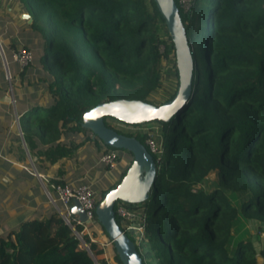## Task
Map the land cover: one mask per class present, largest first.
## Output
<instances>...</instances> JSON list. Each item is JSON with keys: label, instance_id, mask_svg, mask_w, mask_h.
Returning a JSON list of instances; mask_svg holds the SVG:
<instances>
[{"label": "trees", "instance_id": "obj_1", "mask_svg": "<svg viewBox=\"0 0 264 264\" xmlns=\"http://www.w3.org/2000/svg\"><path fill=\"white\" fill-rule=\"evenodd\" d=\"M16 1L30 18L22 47L35 52L18 69L15 84L10 73L17 147L37 169L70 157L82 142L75 141L77 134L91 133L80 125L85 110L118 98L152 103L148 96L160 85L163 58H171L177 77L173 46L153 0ZM197 1L185 12L178 8L194 61L186 103L168 121L127 124L145 130L115 129L138 139L156 166L149 198L138 204L144 237L135 247L143 264H257V255L264 264V248L248 239L229 246L238 218L264 224V0H205L200 13ZM146 139L160 152H151ZM104 146L101 153L120 150ZM130 162L99 190L97 201ZM214 172L213 187L204 188ZM239 192L245 196L237 206L229 195ZM82 239L93 256L104 253L86 234ZM108 248L109 261L91 258L54 210L0 235V264H120L111 243Z\"/></svg>", "mask_w": 264, "mask_h": 264}, {"label": "crops", "instance_id": "obj_2", "mask_svg": "<svg viewBox=\"0 0 264 264\" xmlns=\"http://www.w3.org/2000/svg\"><path fill=\"white\" fill-rule=\"evenodd\" d=\"M22 14H26V12L18 4V1L0 0V45L9 74V80H7L0 55V72L5 79L4 84L0 77V220L6 221L7 228L17 227L18 223L23 220L41 219L61 207L60 201L50 187L54 184L53 181L59 180L63 184L73 187L85 184L98 197L96 193L98 189H104L113 184L128 163L124 158H121L120 152L123 151H118L116 152L118 159L115 160V167L107 169L99 161L104 147L94 145L96 139L89 133L86 138L82 133H78L75 141H82L81 145L72 152L70 157L59 160L55 165L37 169L25 150L22 153L23 159L20 158L21 152L17 147L20 137L17 112L10 83L8 61L3 46L9 49L11 42L15 43V47L28 42L29 39L25 34L28 21L25 17H19ZM33 49H37L36 46ZM10 50L8 51L9 57ZM11 62L16 66L12 60ZM18 71L15 69L14 74H11L14 84L19 78ZM96 153L98 156L94 157ZM97 162L103 166L100 168L103 171L99 170L101 171L100 176L96 171L99 168ZM106 169L114 172L112 180H107L105 184L100 185V188H96ZM87 231L97 241L105 239L96 224ZM103 251L102 256L106 261H109V248L107 247Z\"/></svg>", "mask_w": 264, "mask_h": 264}, {"label": "water", "instance_id": "obj_3", "mask_svg": "<svg viewBox=\"0 0 264 264\" xmlns=\"http://www.w3.org/2000/svg\"><path fill=\"white\" fill-rule=\"evenodd\" d=\"M153 2L164 21L173 46L174 65L177 73V85L173 96L161 104L129 98L100 102L85 110L81 115L80 122L81 127L89 130L102 144L126 150L132 156L131 162L120 181L114 187L105 190L94 206L96 221L111 242L120 264L143 263L135 243L116 222L114 203L123 201L140 204L146 201L156 177V166L151 154L138 139L106 126L103 118H113L125 124H142L152 120L168 121L184 106L192 88L194 61L178 7L174 0H153ZM21 16L30 22L28 14ZM1 60L4 72L7 73L3 55H1ZM8 86L10 88V83ZM69 212L76 215L81 221L85 218L76 200H73Z\"/></svg>", "mask_w": 264, "mask_h": 264}, {"label": "built area", "instance_id": "obj_4", "mask_svg": "<svg viewBox=\"0 0 264 264\" xmlns=\"http://www.w3.org/2000/svg\"><path fill=\"white\" fill-rule=\"evenodd\" d=\"M191 0H177V7L187 11L190 7ZM162 47H159V52H162ZM0 55H3V51L0 45ZM4 58V55H3ZM10 58L16 63L18 69L21 70L27 66L32 60V54L30 50L24 47H15L10 50ZM164 60L170 62L168 66L170 68L172 65L171 58H163ZM5 61V60H4ZM5 78L9 80L8 71L5 73ZM146 143L149 150L153 153H159L160 150L156 147L151 139H146ZM116 153L113 151L102 152L99 161L107 168L113 169L115 167ZM52 191L56 194L58 200L61 203L60 208H56V212L60 215L64 223L71 229L75 237L81 242L82 247L87 251V253L94 259V256L89 249L88 244H86L82 235L86 234L91 242H94L100 246V249H106L111 243L108 238L97 241L92 238L91 234L87 231L93 227L96 223V218L94 215V206L97 202V198L94 195V191L85 184H79L77 186L61 185L54 183L50 185ZM48 194V192H47ZM50 197V196H49ZM73 200H76L84 213V220L81 221L74 214L69 212V207L73 204ZM114 213L119 220V227L122 231L131 239H134V243L138 242L144 237V215L138 204L126 203L123 201H116L114 203ZM75 224L81 225L82 229L80 232L75 230Z\"/></svg>", "mask_w": 264, "mask_h": 264}, {"label": "rangeland", "instance_id": "obj_5", "mask_svg": "<svg viewBox=\"0 0 264 264\" xmlns=\"http://www.w3.org/2000/svg\"><path fill=\"white\" fill-rule=\"evenodd\" d=\"M205 4H206L205 0H198L195 4V11L197 13H200ZM19 17H21V15ZM21 45L16 46V47H21ZM3 49H4V51L7 52V50L4 46H3ZM32 52H34V51H32ZM6 57H7V61H8V69H9L10 73L13 75L15 69H18V68H17V66H14V64L11 62L8 53H6ZM161 63H162V71H161L162 79H161L160 85L158 86L157 89L153 90L148 96V99L153 104H158L161 101H163V99L166 98V96L169 93L173 92L174 88L176 87L177 77L175 76V73H174L172 67L170 68V66H168L170 64L169 60L166 61V60L162 59ZM0 73H2V72H0ZM42 101H44V98L42 99ZM106 122L109 125H111L114 129H116L120 132H125V133H134L135 131H137V129H140V128L143 130L146 129L145 125L144 126L127 125V124H124L120 121H117V120L111 119V118H106ZM151 125L154 126V124H151ZM89 134L93 135L92 133H89ZM156 134L157 133H154V131H153L151 133V137H152V139H155V141L159 142L158 136H156ZM94 145H96V146L98 145L99 147L105 148L104 144H102V142H100L98 139H96V144H94ZM108 149L110 151H113V152L117 151V150H114L111 148H108ZM119 151H123V150L120 149ZM86 152H89V151L86 150ZM120 153L122 154L121 158L122 159L124 158L125 161H130L132 159V156L129 153H127L125 151L120 152ZM97 156H98V153H96V155L94 154V157H97ZM97 163L99 165V168L97 167L98 169L96 171L99 173L98 175L100 176L101 171H103L100 168H102L103 166L99 162H97ZM99 170H101V171H99ZM105 171L106 172H104V175H102V178L100 179L99 184L96 185V188H100V185L105 184V181H107V180L111 181L112 180V176H113L114 172L111 170H107V169ZM215 181H216V173L214 172V173H211L207 176L206 181L203 184V187L204 188H211V187H213V184L215 183ZM96 193L97 194L99 193V189ZM244 196H245V192H239V193L229 195L230 201L232 202V204H235L237 206L242 201V199H244ZM5 222H6L5 220H0V235L5 234L7 232V230L9 228H11V227L7 228ZM237 239H248L250 241V243L254 246L255 249H258L261 247L264 248V224L260 226V225H257V223H255L253 221L245 220L243 218H238V220L233 223V226L231 229L229 246L231 247L233 242H235ZM79 247H82L80 241H79ZM96 249H100V246H98V244H96ZM101 257H103L102 254H99V255L94 256V259L96 260V259H99ZM257 257H258V259H257L258 264H262V258L261 257L259 258L258 255H257Z\"/></svg>", "mask_w": 264, "mask_h": 264}]
</instances>
